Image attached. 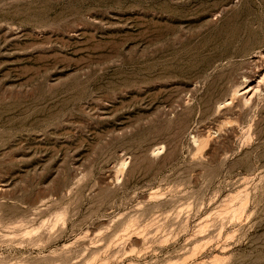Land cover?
I'll return each instance as SVG.
<instances>
[{"label": "rangeland", "instance_id": "rangeland-1", "mask_svg": "<svg viewBox=\"0 0 264 264\" xmlns=\"http://www.w3.org/2000/svg\"><path fill=\"white\" fill-rule=\"evenodd\" d=\"M0 264H264V0H0Z\"/></svg>", "mask_w": 264, "mask_h": 264}, {"label": "bare ground", "instance_id": "bare-ground-1", "mask_svg": "<svg viewBox=\"0 0 264 264\" xmlns=\"http://www.w3.org/2000/svg\"><path fill=\"white\" fill-rule=\"evenodd\" d=\"M246 95H247V93H246ZM123 167V166H122Z\"/></svg>", "mask_w": 264, "mask_h": 264}]
</instances>
